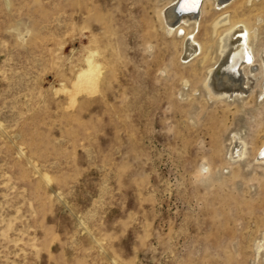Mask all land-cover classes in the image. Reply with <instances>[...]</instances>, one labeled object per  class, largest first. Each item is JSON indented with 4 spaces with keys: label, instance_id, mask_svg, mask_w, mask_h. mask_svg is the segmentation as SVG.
Returning <instances> with one entry per match:
<instances>
[{
    "label": "rangeland",
    "instance_id": "rangeland-1",
    "mask_svg": "<svg viewBox=\"0 0 264 264\" xmlns=\"http://www.w3.org/2000/svg\"><path fill=\"white\" fill-rule=\"evenodd\" d=\"M245 1L228 11L258 61L264 0ZM177 2L0 0V264H264V79L212 95L222 13L193 33L209 59L184 61Z\"/></svg>",
    "mask_w": 264,
    "mask_h": 264
},
{
    "label": "bare ground",
    "instance_id": "bare-ground-1",
    "mask_svg": "<svg viewBox=\"0 0 264 264\" xmlns=\"http://www.w3.org/2000/svg\"><path fill=\"white\" fill-rule=\"evenodd\" d=\"M253 2L256 3L257 0H246L245 6H251ZM206 4L213 11L222 13L211 25L213 35L218 34L220 29H222V34L218 38L220 58L218 61L216 60L217 63L212 68H209L205 88L217 98H234V96L242 98L243 95L248 93V79L258 76L264 79V51L259 53V60L256 61V55L252 49V39L257 26L252 29L244 21L232 20L231 13L228 11L234 4L232 0H178L172 7L164 10L165 24L169 32H183L182 34L185 35L184 40L189 37L183 52L184 61H193L198 58L204 63L209 59L210 48L204 50L193 33L200 26L198 18H202ZM181 24L194 26L192 27L193 30L190 27L192 31L187 33L182 27L184 25L181 26ZM98 67V64L93 60V56L88 57L86 66L76 76L74 88L80 90L96 85L100 76ZM259 86L261 97H264V80L259 82ZM231 144L232 147L229 150L231 158L242 159L246 155V143L240 140L237 134H234ZM259 155L262 157L261 161H264V143L256 151L255 159L258 160ZM256 248L258 253L264 250V237Z\"/></svg>",
    "mask_w": 264,
    "mask_h": 264
}]
</instances>
